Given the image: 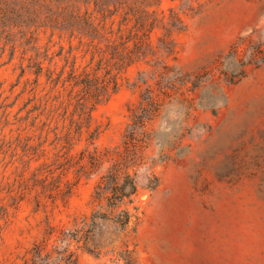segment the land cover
Wrapping results in <instances>:
<instances>
[{
	"label": "rangeland",
	"instance_id": "1",
	"mask_svg": "<svg viewBox=\"0 0 264 264\" xmlns=\"http://www.w3.org/2000/svg\"><path fill=\"white\" fill-rule=\"evenodd\" d=\"M182 14L169 67L130 65L71 149L43 126L34 51L0 44V264H264V0ZM39 44L44 69L88 59Z\"/></svg>",
	"mask_w": 264,
	"mask_h": 264
},
{
	"label": "trees",
	"instance_id": "2",
	"mask_svg": "<svg viewBox=\"0 0 264 264\" xmlns=\"http://www.w3.org/2000/svg\"><path fill=\"white\" fill-rule=\"evenodd\" d=\"M178 1L179 8L165 12L160 8L162 0H0V44L13 51L17 47L23 52L34 51L30 67L35 81L45 74L50 86L43 126L54 132L61 149L64 143L71 149L75 134L90 126L93 110L119 90L122 74L130 65L151 57L147 62L169 67L160 57L175 53L172 36L186 28L182 12L191 9L192 0ZM155 29L160 34L153 44ZM41 33L48 34L49 42L54 35L76 39L81 57L88 56L87 61L77 64V55L70 58L71 46L61 70L44 69L43 62L37 60L42 54ZM49 49L48 44L43 55H48ZM53 121H61L59 131V125L52 128ZM128 177L118 185L125 196L136 190Z\"/></svg>",
	"mask_w": 264,
	"mask_h": 264
}]
</instances>
